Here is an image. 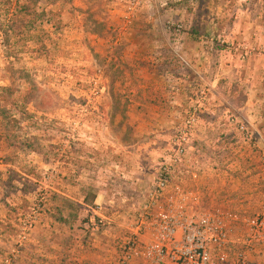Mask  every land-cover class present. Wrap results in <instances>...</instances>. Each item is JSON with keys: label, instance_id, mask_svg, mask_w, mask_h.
<instances>
[{"label": "rangeland", "instance_id": "obj_1", "mask_svg": "<svg viewBox=\"0 0 264 264\" xmlns=\"http://www.w3.org/2000/svg\"><path fill=\"white\" fill-rule=\"evenodd\" d=\"M36 9L25 26L0 13V108L13 90L8 120L0 110V264H176L185 249L161 252L162 216L182 227L218 211L238 223L214 264H239L249 240L245 264H264L247 225L264 220V0Z\"/></svg>", "mask_w": 264, "mask_h": 264}, {"label": "built area", "instance_id": "obj_2", "mask_svg": "<svg viewBox=\"0 0 264 264\" xmlns=\"http://www.w3.org/2000/svg\"><path fill=\"white\" fill-rule=\"evenodd\" d=\"M169 177L163 173L158 180L156 190L151 193V204H154L167 189ZM189 223V221L187 222ZM238 220L233 213L218 211L216 214L197 215L188 225L177 226L172 219L162 216L158 229V238L164 244L163 254L178 249L179 246L185 251L180 253L179 258L174 257L176 264H214L213 255L218 253L219 260L223 263L228 258V246L230 244L229 233ZM250 227L257 226L260 232V240L264 244V220H248ZM182 232L179 239L178 234ZM252 241H248L246 251L238 254V263L245 264L247 253L252 250ZM144 256H147L146 254ZM165 255L161 259L152 261L150 264H164Z\"/></svg>", "mask_w": 264, "mask_h": 264}, {"label": "trees", "instance_id": "obj_3", "mask_svg": "<svg viewBox=\"0 0 264 264\" xmlns=\"http://www.w3.org/2000/svg\"><path fill=\"white\" fill-rule=\"evenodd\" d=\"M40 0H0V13H2L3 9L7 10V14L11 16V21L14 24H20L22 26L26 25L27 20H31L38 16H44L45 13H37L36 7H38ZM3 91L8 93V95H2L1 100L3 102V105L0 110L3 114L4 118L8 120V115L10 114V111L8 110V105L11 104V98L13 94V90L9 88H3ZM11 92V94L9 93ZM37 150V149H35ZM96 201V196L94 194H90L87 192L86 198H85V205L87 207H92ZM63 203L70 208L77 207L79 209L82 208L81 205L74 203L73 201H70L68 199H63ZM83 209V208H82ZM77 220V219H76Z\"/></svg>", "mask_w": 264, "mask_h": 264}]
</instances>
